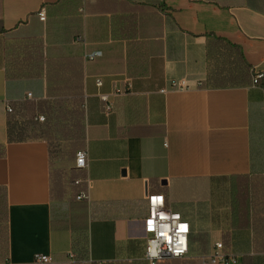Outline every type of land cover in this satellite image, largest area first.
Wrapping results in <instances>:
<instances>
[{"label":"crops","instance_id":"crops-1","mask_svg":"<svg viewBox=\"0 0 264 264\" xmlns=\"http://www.w3.org/2000/svg\"><path fill=\"white\" fill-rule=\"evenodd\" d=\"M212 37L264 72V0H0V264H150L152 193L190 225L188 255L155 264H201L219 241L264 264V77L209 83ZM33 39L46 71L9 77L6 53ZM28 93L50 138H15L7 105Z\"/></svg>","mask_w":264,"mask_h":264},{"label":"trees","instance_id":"trees-1","mask_svg":"<svg viewBox=\"0 0 264 264\" xmlns=\"http://www.w3.org/2000/svg\"><path fill=\"white\" fill-rule=\"evenodd\" d=\"M11 52H7L5 55L6 63L8 64L7 73L9 77L15 79H24L33 76H38L46 71V60L43 54V44L39 41L26 40L19 44H14L11 47ZM208 64H209V83L215 85H246L252 82V76L250 72V66L247 63L242 51L234 44L222 38H210L208 42ZM33 98H26L19 102H11L12 117L16 118V122L13 123V127L16 128V139L27 138H50L49 130L52 127V123L47 121V113L43 125L38 123V119H35L34 112L39 108V104L36 103ZM48 106H45L43 110L47 111ZM53 109L51 110V112ZM11 126V128H13ZM9 128L10 133L12 129ZM54 130V125L52 127ZM52 129L50 131H52ZM27 130L32 132L29 134ZM80 135H77L78 139ZM55 149H51V156L58 157V159H64L68 155L75 153V150H71L62 145H56ZM70 179H72L70 177ZM75 181L73 182V184ZM76 184V183H75ZM0 219H5L4 209L0 203ZM258 219V216H257ZM259 223H257V226ZM260 226V225H259ZM262 230L259 227V232ZM258 233V229H257ZM264 234V231L262 232ZM82 257H78L75 262L80 264ZM90 264V263H86ZM97 264V263H92ZM103 264V263H102Z\"/></svg>","mask_w":264,"mask_h":264},{"label":"built area","instance_id":"built-area-1","mask_svg":"<svg viewBox=\"0 0 264 264\" xmlns=\"http://www.w3.org/2000/svg\"><path fill=\"white\" fill-rule=\"evenodd\" d=\"M38 16L41 20H46V8L42 7L38 11ZM78 41L82 40V36H78ZM101 51H94L88 55L89 58H93L96 55H99ZM264 77V72L256 70L255 68L252 69V84L258 85L260 84L261 80ZM98 84H101V80H98ZM173 85L175 87L184 88L186 85L184 82H174ZM27 97H32L31 93L27 94ZM103 99L108 100L106 95L102 96ZM7 111H12V107L10 104L7 105ZM106 111H111V104L107 103ZM39 120H44L43 116H38ZM87 158L88 153L87 150H79L76 153V167L79 169H84L87 166ZM82 182L81 180H77L76 183ZM153 197H161L163 198V206H160V200L153 203ZM88 198V193L86 191H81L79 195H77V199H85ZM148 201V214L144 218V232L147 236V251H146V260L150 264H155L159 259L162 258H178L184 257L189 253V234H190V225L189 222L183 219L180 213L173 212L170 208L167 207L166 199L164 194L162 193H152L147 195ZM153 207H155V213L153 212ZM164 212L170 218L169 219H161L159 213ZM179 214V220H174L173 218ZM153 221V229L152 231L148 228V221ZM186 224L187 229L184 231H180L177 234V225ZM160 233H166V236H160ZM186 236V247L184 243H181V239ZM157 241L159 244L160 249H162L159 253L158 257H151L149 255V247L150 241ZM178 248H184L185 250L177 252ZM36 262L42 264H52V257L48 254H38L35 258ZM240 258L237 254L228 251L225 249L224 244L219 241L215 243L214 250L211 254H208L203 257L201 264H239ZM81 264H86L87 261H81Z\"/></svg>","mask_w":264,"mask_h":264},{"label":"clouds","instance_id":"clouds-1","mask_svg":"<svg viewBox=\"0 0 264 264\" xmlns=\"http://www.w3.org/2000/svg\"><path fill=\"white\" fill-rule=\"evenodd\" d=\"M160 206L161 207L163 206L162 200H160ZM153 212L155 213V207H153ZM159 215H160L161 219H169L170 218L164 212H160ZM173 219L174 220H179V214H176V216ZM150 221H151V223H150ZM152 225H153V221L149 220L148 221V228H149L150 231L154 230ZM181 225L187 226L186 224L177 225V234H179L180 231H184L185 230V229L181 228ZM159 235L160 236H166V233H160ZM180 242L184 243L185 247H186V236L183 237ZM161 250L162 249H160L159 244L157 243V241H155V240L150 241V247H149L148 251H149V255L151 257H158ZM183 250H185V249L184 248H178L177 252L183 251Z\"/></svg>","mask_w":264,"mask_h":264},{"label":"snow or ice","instance_id":"snow-or-ice-1","mask_svg":"<svg viewBox=\"0 0 264 264\" xmlns=\"http://www.w3.org/2000/svg\"><path fill=\"white\" fill-rule=\"evenodd\" d=\"M152 199H153V203L154 204L157 202V200H162L163 201V198H161V197H153ZM150 223H151V221H150ZM181 228L186 230L187 226L181 225Z\"/></svg>","mask_w":264,"mask_h":264},{"label":"rangeland","instance_id":"rangeland-1","mask_svg":"<svg viewBox=\"0 0 264 264\" xmlns=\"http://www.w3.org/2000/svg\"><path fill=\"white\" fill-rule=\"evenodd\" d=\"M2 223H3V219H0V224L2 226V231H3V225H2Z\"/></svg>","mask_w":264,"mask_h":264}]
</instances>
